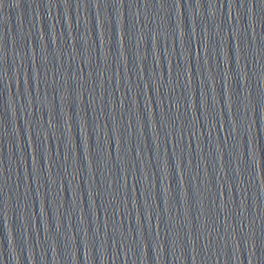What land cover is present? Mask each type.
<instances>
[{
	"label": "water",
	"instance_id": "water-1",
	"mask_svg": "<svg viewBox=\"0 0 264 264\" xmlns=\"http://www.w3.org/2000/svg\"><path fill=\"white\" fill-rule=\"evenodd\" d=\"M0 54V264H264V0H0Z\"/></svg>",
	"mask_w": 264,
	"mask_h": 264
},
{
	"label": "snow or ice",
	"instance_id": "snow-or-ice-1",
	"mask_svg": "<svg viewBox=\"0 0 264 264\" xmlns=\"http://www.w3.org/2000/svg\"><path fill=\"white\" fill-rule=\"evenodd\" d=\"M0 58H3V54H0ZM193 135H194V133H193Z\"/></svg>",
	"mask_w": 264,
	"mask_h": 264
}]
</instances>
